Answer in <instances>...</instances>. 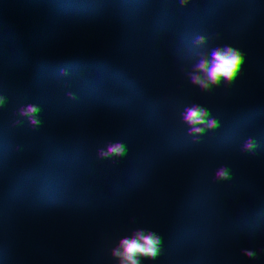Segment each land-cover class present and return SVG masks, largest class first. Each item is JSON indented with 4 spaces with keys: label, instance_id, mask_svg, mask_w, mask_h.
Segmentation results:
<instances>
[{
    "label": "trees",
    "instance_id": "16d2710c",
    "mask_svg": "<svg viewBox=\"0 0 264 264\" xmlns=\"http://www.w3.org/2000/svg\"><path fill=\"white\" fill-rule=\"evenodd\" d=\"M38 1L61 7V14L41 41L40 57L18 52L6 56L12 81L0 88V105L7 103L10 115L0 126V179L12 204L66 213L73 209L79 187L108 186L118 176L108 155L95 149L100 132L117 134V150L132 141L130 130L104 114L120 107L118 92H124L128 105L155 118L175 106L172 97L179 91L178 77L157 39L173 41L179 26L193 20L209 26L219 11L214 0H118L115 15L121 19L123 44L139 75L135 80L98 55L89 39L59 32L62 18L80 0ZM258 2L221 0L229 22L251 14ZM13 31L0 18V42ZM202 87L204 149L264 160V7L257 13L252 33L243 35L231 53L207 61ZM141 156L135 153L133 168L141 165ZM219 180L223 227L238 234L263 230L264 170L239 162L220 168ZM5 203L0 199V244L9 239L13 227ZM208 206L209 199L202 195L197 220L166 242L165 232L154 234L152 254L145 252L137 264H208L216 239ZM73 236L75 241L80 236L84 242L98 244L101 229L89 225ZM30 247L48 256L54 248L37 236ZM19 264L28 263L19 258ZM216 264H264V249H249L239 238L223 240L217 246Z\"/></svg>",
    "mask_w": 264,
    "mask_h": 264
},
{
    "label": "rangeland",
    "instance_id": "374dc122",
    "mask_svg": "<svg viewBox=\"0 0 264 264\" xmlns=\"http://www.w3.org/2000/svg\"><path fill=\"white\" fill-rule=\"evenodd\" d=\"M117 2L80 0L62 18L58 30L64 37L89 39L98 55L139 80L123 44L121 19L115 15ZM213 5L219 13L211 25L203 26L193 20L179 26L173 41L157 39L166 63L178 77L179 91L172 97L175 106L155 118L128 105L124 92H118L120 107L104 111L133 135L129 145L117 150L116 133L99 134L95 149L108 155L118 173L110 185L79 187L73 209L63 213L30 204H12L7 186L0 179V199L6 202V212L13 215L10 237L0 244V264H19V258L28 264H137L145 252L152 254L154 234L165 232L166 242L197 220L196 206L202 195L209 199L208 210L216 233L208 264H216L217 246L223 240L239 238L249 249H264V229L238 234L223 227L219 180L220 168L249 162L264 170V160L206 151L200 113L207 61L216 55H228L243 35L252 33L264 0H259L254 11L244 13L237 22L226 20L221 0H214ZM61 9L38 0H0V18L14 28L8 39L0 42V88L12 81L6 56L18 52L40 57L41 41L52 23L59 22ZM9 117L7 103L0 105V126ZM135 153L142 155L137 168L132 166ZM89 225L100 227L99 243L84 242L80 236L75 241L76 231L87 230ZM35 236L54 246L50 256L32 250L30 244ZM72 241L75 245L68 246Z\"/></svg>",
    "mask_w": 264,
    "mask_h": 264
}]
</instances>
